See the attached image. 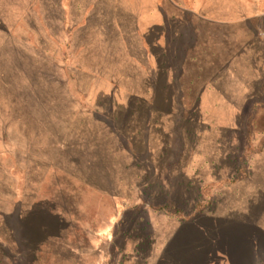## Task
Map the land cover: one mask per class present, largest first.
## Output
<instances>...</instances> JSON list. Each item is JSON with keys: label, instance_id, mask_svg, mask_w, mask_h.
I'll use <instances>...</instances> for the list:
<instances>
[{"label": "rangeland", "instance_id": "1", "mask_svg": "<svg viewBox=\"0 0 264 264\" xmlns=\"http://www.w3.org/2000/svg\"><path fill=\"white\" fill-rule=\"evenodd\" d=\"M0 264H264L257 0H0Z\"/></svg>", "mask_w": 264, "mask_h": 264}, {"label": "crops", "instance_id": "2", "mask_svg": "<svg viewBox=\"0 0 264 264\" xmlns=\"http://www.w3.org/2000/svg\"><path fill=\"white\" fill-rule=\"evenodd\" d=\"M257 3H258V5H261L262 6L263 15H264V0H257Z\"/></svg>", "mask_w": 264, "mask_h": 264}]
</instances>
